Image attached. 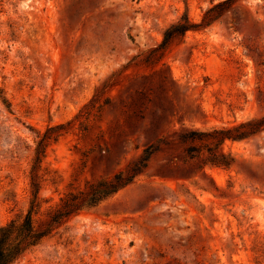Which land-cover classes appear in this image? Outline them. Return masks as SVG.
I'll return each instance as SVG.
<instances>
[{
	"label": "rangeland",
	"instance_id": "1",
	"mask_svg": "<svg viewBox=\"0 0 264 264\" xmlns=\"http://www.w3.org/2000/svg\"><path fill=\"white\" fill-rule=\"evenodd\" d=\"M217 1L0 0V227L27 211L48 126L63 128L40 171L37 227L163 140L133 182L14 264H264V130L219 146L231 168L203 163L210 141L191 160L176 142L183 128L264 116V0H235L143 60L166 27L199 23Z\"/></svg>",
	"mask_w": 264,
	"mask_h": 264
},
{
	"label": "trees",
	"instance_id": "2",
	"mask_svg": "<svg viewBox=\"0 0 264 264\" xmlns=\"http://www.w3.org/2000/svg\"><path fill=\"white\" fill-rule=\"evenodd\" d=\"M234 1L219 0L212 3L203 12L199 23L190 22L184 18L170 24L164 29L161 41L147 50L143 60L149 62L153 56L160 58L169 45L174 40L182 38L186 31L206 27L218 21L230 11ZM62 128L61 124L48 126L41 135L37 136L28 171L29 206L23 215L11 219L0 227V264H14L25 253L51 237L53 232L71 217L78 215L82 210L95 208L113 197L120 189L133 182L149 166L152 155L160 150L161 143H163L162 139H158L147 144L136 160L132 161L125 170L114 174L112 177L89 183L84 191L67 193L60 199V203L48 212V220L41 227H37L34 223L33 214L39 211L42 201L39 197L40 178L42 177L40 171L48 147L59 139ZM263 130L264 116L245 119L232 127L208 130L183 128L178 132L176 142L183 146L185 159L191 160L195 159L199 152L193 143L195 141L203 143L210 141L215 146L207 148L208 155L203 158V163L231 168L235 164L234 157L218 151L219 146L225 140H248ZM50 180L55 183L54 179Z\"/></svg>",
	"mask_w": 264,
	"mask_h": 264
}]
</instances>
